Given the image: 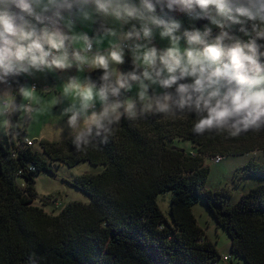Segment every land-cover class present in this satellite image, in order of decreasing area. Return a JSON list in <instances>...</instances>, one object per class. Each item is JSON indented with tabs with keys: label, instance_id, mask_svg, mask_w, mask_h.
Wrapping results in <instances>:
<instances>
[{
	"label": "trees",
	"instance_id": "16d2710c",
	"mask_svg": "<svg viewBox=\"0 0 264 264\" xmlns=\"http://www.w3.org/2000/svg\"><path fill=\"white\" fill-rule=\"evenodd\" d=\"M92 32L103 30L97 24ZM120 70H133L131 56ZM102 73H88L97 88ZM8 79L21 103L16 90L23 74ZM121 91L120 99L126 98ZM20 114L11 116L12 134L0 138V264H264V130L237 138L215 131L198 135L191 115L174 120L148 115L136 121L122 118L106 143L94 136L86 149L77 151L75 133L28 144L31 137L19 127ZM218 154L249 155L236 174L262 181L234 202L228 187L207 188L206 160ZM81 161L102 166L72 180L89 195L88 202L69 201L56 213L34 203L37 173H53L58 162L74 166ZM167 191L168 215L157 202ZM198 201L210 214L205 227L193 212ZM209 228L226 232L228 253L219 251Z\"/></svg>",
	"mask_w": 264,
	"mask_h": 264
},
{
	"label": "clouds",
	"instance_id": "9594fccd",
	"mask_svg": "<svg viewBox=\"0 0 264 264\" xmlns=\"http://www.w3.org/2000/svg\"><path fill=\"white\" fill-rule=\"evenodd\" d=\"M177 12L207 23L181 33ZM97 24L103 32L94 42L111 39L104 51L93 52V40L82 29ZM157 30L168 46L153 44ZM125 49L133 70L110 68L125 63ZM73 66L78 72L103 70L98 88L75 76L63 87L62 95L73 98L62 115L71 113L68 124L75 130L77 151L94 136L106 143L122 118L148 115L173 120L191 115L198 135L215 131L237 138L259 132L264 130V0H0V83L7 84L9 76L15 80ZM132 82L135 96L120 99L121 90L131 92ZM35 91V85L17 88L27 103H18L10 88L0 91L5 134H12V114L31 121L47 110L34 107ZM110 96L116 98L111 103Z\"/></svg>",
	"mask_w": 264,
	"mask_h": 264
},
{
	"label": "rangeland",
	"instance_id": "374dc122",
	"mask_svg": "<svg viewBox=\"0 0 264 264\" xmlns=\"http://www.w3.org/2000/svg\"><path fill=\"white\" fill-rule=\"evenodd\" d=\"M182 21V28L181 33L183 32L184 28H190L193 24L196 27H203L202 25H198L199 21H190L189 19H181L177 18ZM207 23V22H206ZM215 27L213 26V29ZM102 35V34H98ZM153 44H155L159 48H163L168 46V39L161 38L159 35V31L157 30L154 33L153 37ZM95 39V38H94ZM111 37H107L103 40V43L97 45L94 40V51L100 50L104 51L108 47V40ZM181 44H184V41H181ZM126 53V51H125ZM111 68L115 67L114 65H110ZM88 69L85 67L83 72H78L75 66L70 69L66 70H59L58 77V84L59 87L56 88H48V90H44L41 84H39V90H36L33 93L34 100L33 105H37L39 108L47 109L43 114L36 113L31 121L28 120L26 117V122L24 118H21L18 121L19 127L23 130L27 131L28 137H31L30 141L27 140L28 144H32L35 140H39L42 138L48 140H61L64 139L75 132V130L68 124V117L71 113L66 115H62V112L65 108L69 107L73 103V98L71 95L64 96L62 95L63 87L65 83L69 80L70 77H78L83 78L85 76V70ZM31 83V80L29 84ZM31 86V85H27ZM158 93L162 92L163 89H160L158 86H153ZM6 88H10L11 92L14 87H9L4 83H0V91H3ZM58 90L60 92L58 93ZM137 91L136 82L133 83V88L131 90V96L134 97ZM127 96L126 98H130ZM59 99V102L55 105L54 102L56 99ZM23 103H27V101H22ZM38 102V103H37ZM97 102V101H96ZM95 102V103H96ZM78 106V104H77ZM96 110V109H95ZM2 119V117H0ZM79 123V121H78ZM5 131L3 128H0V138L4 139ZM35 147L38 148V144L35 143ZM41 148H39L40 150ZM219 158L215 156L208 158L206 160V164L210 168V172L208 175V179L206 182V187L210 189H217L221 187H228L231 192L230 201L234 202L237 200L239 195L248 190L251 186L255 185L256 183L262 181L260 176H245L239 177L236 174L237 168L246 163L251 157L249 155H235V156H221L218 154ZM258 157V152L256 155ZM101 165H91L87 161L78 162L74 166H68L63 162H58L56 165V169L54 172L48 171H41L36 174L35 177V189H36V197L34 199V203L36 205H40L44 208L47 212L56 213L58 212L66 203L69 201H82L88 202L89 195L81 191L80 189L76 188L72 184V180L76 175L85 172H96L101 171ZM240 172V171H239ZM22 179L18 178V182ZM48 196L55 199H49ZM171 192L167 191L161 193L157 196V202L162 209V211L168 215L169 213V200H170ZM193 212L196 215L198 222L205 227L208 223V218L210 216L205 204L202 201H198L193 206ZM210 235L213 239L216 240L218 249L221 253H228L229 248V237L223 229L218 228H209ZM234 264H237V261H234ZM223 261L219 260L218 264H222ZM238 264H243L239 261Z\"/></svg>",
	"mask_w": 264,
	"mask_h": 264
},
{
	"label": "crops",
	"instance_id": "0c3cea01",
	"mask_svg": "<svg viewBox=\"0 0 264 264\" xmlns=\"http://www.w3.org/2000/svg\"><path fill=\"white\" fill-rule=\"evenodd\" d=\"M181 19H183V18H181ZM126 29H127V26H126ZM77 30L78 31H80L81 29L79 28V26H78V28H77ZM83 31H86L87 33H88V35H89V37H90V39H92V40H94V38H95V36L96 35H98V34H102V32L101 33H96L95 35L93 34V26L91 27V28H84V29H82ZM93 34V35H92ZM154 39V38H153ZM124 42H126V41H124ZM123 43V42H122ZM92 51L93 52H95L94 51V43H93V49H92ZM125 51H126V53H125V58L127 57V56H131V54H130V52L128 51V49H125ZM110 68H111V66H110ZM116 68L118 69V71H120L121 72V70H120V65H118V66H116ZM90 71H92L91 69H86L85 70V76L83 77V78H80V80H82V81H84L86 84L87 83H92V80L88 77V73L90 72ZM59 74V70H56L55 72H48L47 70H45L44 72H34V75H32V76H29V75H27V74H23V78H24V82H23V85L24 86H27V85H31V83L29 84V82H30V80H31V82L32 81H36L37 83H39V84H41L42 86H44L43 87V89L44 90H48V88H56V87H58V88H60L59 87V84H58V77H57V75ZM132 83H134V82H132ZM38 84V85H39ZM92 84H94V82L92 83ZM7 85V84H6ZM36 90H39V86L36 88ZM15 91V90H14ZM12 92H13V89H12ZM60 92V90H58V93ZM127 96H131V92H127V95H126V97ZM115 100V98H111V99H109V103H111L112 101H114ZM23 100H21V102H22ZM36 107H37V105H35ZM102 108V104H101V102L99 101V100H97V102L95 103V109H96V111H99L100 109ZM90 111H91V109H90ZM20 118H21V114L19 115V119H18V121L20 120ZM27 132V131H26Z\"/></svg>",
	"mask_w": 264,
	"mask_h": 264
},
{
	"label": "built area",
	"instance_id": "2783aa9c",
	"mask_svg": "<svg viewBox=\"0 0 264 264\" xmlns=\"http://www.w3.org/2000/svg\"><path fill=\"white\" fill-rule=\"evenodd\" d=\"M174 15H175V16H176V15H180V16L183 15V16L187 17L186 14L178 13V12H177V13H174ZM217 31H218V29H216V28L213 29V33H214V32H217ZM123 43H128V42L126 41V42H123ZM7 79H8V78H7ZM7 85H10L11 87H14V83L12 82L11 79H8V83H7ZM32 85H35V87H36L37 83H36V82H32L31 86H32ZM27 140L30 141V139H26V141H27ZM30 144H31V143H30ZM216 158L220 159L219 156H216Z\"/></svg>",
	"mask_w": 264,
	"mask_h": 264
},
{
	"label": "water",
	"instance_id": "95a60500",
	"mask_svg": "<svg viewBox=\"0 0 264 264\" xmlns=\"http://www.w3.org/2000/svg\"><path fill=\"white\" fill-rule=\"evenodd\" d=\"M206 22H207L206 20L205 21H199L198 25H202V24H204ZM92 83H93V81H92ZM53 168L56 169V165H53Z\"/></svg>",
	"mask_w": 264,
	"mask_h": 264
}]
</instances>
